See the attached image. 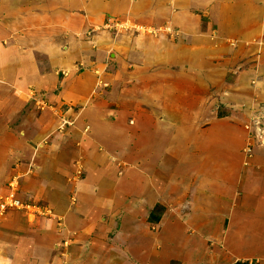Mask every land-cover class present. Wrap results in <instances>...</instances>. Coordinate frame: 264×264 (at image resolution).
Instances as JSON below:
<instances>
[{"label":"rangeland","instance_id":"obj_1","mask_svg":"<svg viewBox=\"0 0 264 264\" xmlns=\"http://www.w3.org/2000/svg\"><path fill=\"white\" fill-rule=\"evenodd\" d=\"M85 1L77 0L78 18L70 24L72 66L38 58L50 90L0 80V239L25 238L30 249L49 244L39 250L48 264L79 263L90 260L91 244L117 253L127 212L128 224L150 235L162 229L159 221L180 224L182 254L202 253L206 264H264L263 243L245 244V220L264 207L254 198L263 169L251 163L264 145V0H107L122 10L101 7L94 16ZM41 3L0 0V48L21 51L22 9ZM157 5L184 11L190 32L154 14ZM61 9L53 6L52 14ZM165 42L180 55L168 69L165 60L153 62L155 47ZM118 106L119 123L97 140L98 121L115 118L108 109ZM155 120L169 125L168 141ZM136 129L153 136L143 153L131 143ZM124 184H131L128 192ZM151 211L158 222L149 221Z\"/></svg>","mask_w":264,"mask_h":264},{"label":"crops","instance_id":"obj_2","mask_svg":"<svg viewBox=\"0 0 264 264\" xmlns=\"http://www.w3.org/2000/svg\"><path fill=\"white\" fill-rule=\"evenodd\" d=\"M47 1L49 2V0ZM101 1H106L107 3ZM23 2L25 3V1ZM44 2L45 0H43V3H41L37 7V9H35L36 11L32 9V6H29V4L28 6L30 7V9H28V7H26V9H22L23 12L21 13V17L24 21H26V32L24 33V39H22V42L19 44L22 49L20 51V48L17 47L19 49L17 51V48L12 49V47L9 49L0 48V80L4 81L6 78V81L10 84L18 82L20 88L24 85L28 87L29 85L27 81H29L31 86H33L36 91L42 90V88H44L45 86L48 88V90H50L53 85L50 84V88L46 85V74H44V72H41L44 70L42 63H44V61L56 63L57 65L59 64L57 66L58 68H68L69 66H72L71 64L74 61L73 59H75V57L77 56L76 50L74 46H72V37L74 39V33L76 31H74L75 29L72 26L70 27V24L76 21V19L78 18L75 12L76 7L78 6L77 0H53L52 5H49V3L45 4ZM67 4L69 6V9L72 10L71 14L73 15L70 17V21H64L67 15V11L65 9L67 8ZM82 5H84L85 10H90L89 12L91 16L96 15L97 10L102 9L101 7H103V10L105 7L108 8L110 6V9H113V7H115L113 2L107 0H88L85 1ZM88 5L95 8V10H92V8L89 9ZM53 6H61L62 14L57 16L55 14H52ZM117 6L118 10H122L119 5ZM17 8L19 7H12L13 10L9 14L12 16L14 15L13 17H16L15 15H17ZM117 9L114 8L112 11H116ZM25 11H27L26 14H24ZM153 13L160 16L161 14H167L168 17L172 19V23L183 30L184 34L190 32L189 28H191V26L188 24V15H186L184 11L173 12L171 6L163 7L162 5H157L154 8ZM29 18H31L32 21L35 19L38 22L29 23L31 20ZM90 21L92 22V20ZM228 22L232 25L234 24L232 19H230ZM216 24L221 35H223V28L220 25V17ZM63 43H68V45L70 46L69 50H67V47H65V50L60 49V46ZM159 44V46L155 47L153 62L155 63V61L157 60H165L166 62L164 63H166V69H168V64L170 65V63H174V60H179L180 55L176 59L174 54V46L170 43L165 42L163 44ZM178 48L181 49V47ZM158 50L159 52H157ZM169 50L171 51L170 54L168 53ZM61 54H67V57L63 61L62 58H57V56H61ZM34 55H37V59ZM38 58L43 62L38 61ZM13 60L15 61V65L11 64ZM40 67L41 69L39 70ZM9 70H11L12 72ZM166 73L167 75L165 79L172 77L168 74V71H166ZM108 75L110 76V74ZM109 78L110 77H107L104 80H108ZM172 84L173 81L171 80V85ZM262 90L264 93V88ZM113 92L114 91H109L108 95H111ZM25 94L27 95V92H25ZM118 107V110L108 109V111L111 112L112 116H115V118L98 121L97 126L99 125V123H102V126L101 130L95 132L97 140L100 138H109L107 137V134L112 131L110 127L115 128V126L119 123L118 118H121L122 107ZM133 108L135 109V107ZM102 113L105 115L106 111L103 110ZM96 123V121L95 123L92 122V130H94ZM155 123L156 126L160 127V129L158 128L156 132L160 133L163 139H167L165 141H168L169 138L166 136L168 132L167 127L169 125L166 124V127H164L163 123L157 120H155ZM150 132L151 131H148L147 129H136V134L134 135L132 142L130 141L131 143L134 142L138 147L140 146L141 153H143L142 147L143 149L147 148L148 144L151 143L153 139V136L150 135ZM142 144L143 146H141ZM127 145H129V143ZM256 149L257 150L253 155L254 159L251 161V163L252 165L253 163L257 165L256 169L263 170L261 171L262 173L260 179L256 178L257 187L255 189V192L258 194L256 196L257 198L255 196L254 198L257 202V204L255 205L258 208H262V206L264 205V185H259V182L264 181V145ZM254 174L257 175L256 172H254ZM247 179L248 181H250V176H247ZM252 183H250L249 187H246V192H250ZM100 186L103 189L101 191L102 195L107 194L110 190L108 182L105 184H101ZM130 187L131 184L126 186L124 184L121 190L128 192ZM260 188H262L261 191ZM259 211L260 214L257 213L256 215H253L252 218L248 217L245 220V222L247 221L245 223V244L248 248L251 247L250 243H254L253 245L255 247L261 246V244L263 243L262 246L264 248V207ZM230 212L233 213L234 211L231 209ZM260 217L262 218L261 220H259ZM127 218H130V215L125 212L120 223L121 229L117 233V253L113 250H107V248L104 250H102V248L99 252H96L93 250V244H91L90 246L86 247L87 249H85L90 255V260L88 258H85L83 259V261H79V263L73 261L72 264H172V261L174 260H179L180 264H206V257L202 253H191V251H189L190 253L187 252L185 254H182L181 248L184 231L183 228H181L182 226L180 224H175L174 222L171 225L164 226L163 222L159 221L158 224H162V226L160 227L162 229H160L158 233H153L152 235H150L151 233L149 230L139 231L136 229V226L134 224H128V222L126 221ZM132 218L133 221L136 218L138 219V217H136L135 215L131 217V219ZM241 228L243 227L241 226ZM7 236L10 237L7 238L3 236V239H0V264H48V255H44L45 252L41 254L43 250L40 249H48L49 244L46 247H41V243L38 241L37 245H32L33 249H30L31 245L27 244L24 241L25 238H22L20 242L19 240L21 238L19 237L11 235ZM237 237H239V235H237ZM254 239H257V241H255ZM176 240H178V242L175 245L174 241ZM39 250L41 253L39 252ZM247 252L253 253L254 250L248 249ZM114 254L117 255V259L116 257L111 259V255L114 256ZM207 258L209 259V256H207Z\"/></svg>","mask_w":264,"mask_h":264},{"label":"trees","instance_id":"obj_3","mask_svg":"<svg viewBox=\"0 0 264 264\" xmlns=\"http://www.w3.org/2000/svg\"><path fill=\"white\" fill-rule=\"evenodd\" d=\"M149 221H150V222L153 221V222L156 223V222L159 221V218H158V217L155 218V217H154V213L151 211L150 214H149Z\"/></svg>","mask_w":264,"mask_h":264},{"label":"built area","instance_id":"obj_4","mask_svg":"<svg viewBox=\"0 0 264 264\" xmlns=\"http://www.w3.org/2000/svg\"><path fill=\"white\" fill-rule=\"evenodd\" d=\"M13 202V204H16V201H12Z\"/></svg>","mask_w":264,"mask_h":264}]
</instances>
